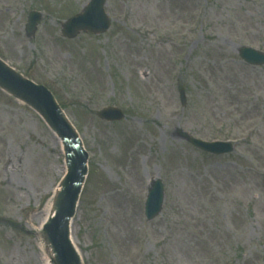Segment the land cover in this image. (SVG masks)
Returning a JSON list of instances; mask_svg holds the SVG:
<instances>
[{
	"label": "rangeland",
	"instance_id": "1",
	"mask_svg": "<svg viewBox=\"0 0 264 264\" xmlns=\"http://www.w3.org/2000/svg\"><path fill=\"white\" fill-rule=\"evenodd\" d=\"M89 1L0 0V58L52 90L90 155L72 225L78 261L262 264L264 64L239 50H264V0H106L110 29L62 36ZM33 9L42 19L28 36ZM33 102L0 80V264H40L38 217L62 177L64 153ZM110 105L125 117L96 113ZM183 132L240 137L213 154ZM157 178L163 208L148 220Z\"/></svg>",
	"mask_w": 264,
	"mask_h": 264
},
{
	"label": "water",
	"instance_id": "2",
	"mask_svg": "<svg viewBox=\"0 0 264 264\" xmlns=\"http://www.w3.org/2000/svg\"><path fill=\"white\" fill-rule=\"evenodd\" d=\"M106 0H91L84 12L69 18L63 25V35L74 37L80 30L90 32H103L110 26L109 17L104 9ZM39 14L33 12L29 16L26 26L27 34L32 35L36 28ZM241 56L248 62L255 64L264 63V55L257 50L242 47ZM0 80L15 88L27 97L31 98L47 116L52 128L61 137L66 151V162L68 174L64 182V189L61 193V200L57 215L46 225L47 235L55 249L58 264H71L75 259L69 237V222L75 211L76 201L80 190L81 182L86 170L87 154L82 148L80 139L74 129L62 114L52 92L44 85L18 75L6 67L0 60ZM181 99L185 102L184 90L180 87ZM98 114L109 120L121 119L123 112L115 107H106L98 111ZM197 146L222 153L228 151L226 147H219V144L204 142L183 132ZM163 187L161 180L154 181L146 202V215L148 218L156 216L162 208Z\"/></svg>",
	"mask_w": 264,
	"mask_h": 264
},
{
	"label": "bare ground",
	"instance_id": "3",
	"mask_svg": "<svg viewBox=\"0 0 264 264\" xmlns=\"http://www.w3.org/2000/svg\"><path fill=\"white\" fill-rule=\"evenodd\" d=\"M59 107H60V110H61L62 114L64 115L65 119L69 122V124L72 126V128L78 133L77 127L73 124L72 120L67 115L65 110L61 106H59ZM38 111L46 120H48L45 113L43 112V110L40 107L38 108ZM50 140H51L54 147L60 146V151L64 152L65 147H64L60 137L58 136V134H56V132L53 129L51 131ZM128 168H129V170H128L127 176L129 177V181L132 185H135L138 182L136 180L137 174L135 172L132 173L131 166H129ZM66 169H67V165H66V163H64L63 169L61 172L62 177H61L60 181L52 188L51 198H49L47 200L42 213L38 217L39 222H38V225L36 226V229H37V232L39 234L40 239H38L36 244H37V247L39 249L38 259H39L40 264H58L56 252L54 251L52 244L50 243V241L46 237V231L44 230V226L48 221H50L52 216L58 210L59 203L61 200V192H62V188H63L64 182H65L63 179V176L66 172ZM75 219H76V215L70 221V227H71L70 232L72 234V237H73L72 225H73ZM70 243H71V247L73 250V248L76 247L74 237L72 239H70ZM73 245H74V247H73ZM76 251H79V249L74 248L75 259L72 260L71 264H80V262L78 261V257H77L78 253Z\"/></svg>",
	"mask_w": 264,
	"mask_h": 264
}]
</instances>
